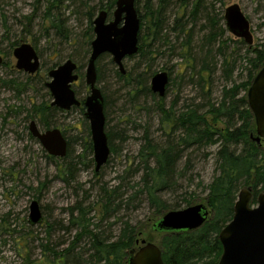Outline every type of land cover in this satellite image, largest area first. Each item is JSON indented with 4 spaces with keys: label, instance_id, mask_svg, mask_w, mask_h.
<instances>
[{
    "label": "rangeland",
    "instance_id": "374dc122",
    "mask_svg": "<svg viewBox=\"0 0 264 264\" xmlns=\"http://www.w3.org/2000/svg\"><path fill=\"white\" fill-rule=\"evenodd\" d=\"M105 1L63 0L60 15L69 32V38L64 41L55 35V30L44 17L47 0H0V56L3 59L0 66V264H24L25 258L41 264L44 260L41 245L50 243L56 251L65 248L76 234L75 229L64 230L69 223V209L85 197V206L96 209L99 204L97 182L114 186L117 179L125 175L124 171L136 168L139 152L147 140L153 143L165 140L160 125L161 115L154 106L160 98L154 95V99L151 94H146L139 97L136 106H131L122 81L114 75L116 67L110 64L108 55H103L98 63L101 80L97 87L104 90L107 97V121L113 153L98 175H94V164L89 166L90 157L83 152L84 141L90 140V135L84 111L79 108L53 114L51 119V128L61 130L70 142L68 157L47 158L49 155L40 143L27 136L25 128L29 121L25 122V118L30 115L29 119L37 124L41 118L33 115V107H50L52 102L45 86L50 81L47 76L50 70L68 59L82 66L72 89L80 102L88 95L84 83L88 56L85 52L87 44L94 38L93 32L89 31L88 11H95L94 19L98 14L96 8ZM146 1L139 0L137 9L141 16L146 15L144 18L148 22ZM150 1L153 10L161 8L162 26L160 39L153 43L154 48L151 49L152 59L140 64L138 58H127L123 66L125 72H131L132 78L140 72H148L150 77L161 71L168 73L170 81L162 99L165 109L172 108L175 116L203 101L198 78L194 74L204 56L208 55V68L213 69L210 85L206 88L209 102L218 104L223 87L246 80L250 69L246 58L254 56L246 54L247 44L241 45L239 42L242 40L226 30L223 14L227 7L238 5L249 20L253 38L249 50L264 51V0H203L194 15L192 2L185 7L179 4V0H165L160 5L159 0ZM110 19L111 16L108 17ZM174 27L176 31L172 30ZM222 29L224 32L220 37L209 42L210 32H221ZM187 35L189 43L185 44ZM219 42L226 43V55L233 50L236 58L229 82L225 81L221 71L223 57L217 52ZM21 43L30 44L38 55L39 69L34 75L15 68L12 52ZM150 77L147 79L148 87ZM39 128L43 130V127ZM174 135L180 136L181 131ZM260 144L264 148V141ZM218 146L186 149L178 163L179 170L185 168L183 174L174 179L175 185L161 190L159 197L169 206L180 205L178 210L186 208L184 200L192 197V205L203 204L209 210L204 200L207 194L205 187L215 174ZM187 160L189 163L185 166ZM140 176V172L136 174L130 185L137 183ZM33 200L39 203L43 215L42 223L36 226L28 223L29 205ZM119 217L131 225L140 226L138 242L158 244L163 233L151 230L156 217L145 202L136 209L122 211ZM24 248L27 255L22 251Z\"/></svg>",
    "mask_w": 264,
    "mask_h": 264
},
{
    "label": "trees",
    "instance_id": "16d2710c",
    "mask_svg": "<svg viewBox=\"0 0 264 264\" xmlns=\"http://www.w3.org/2000/svg\"><path fill=\"white\" fill-rule=\"evenodd\" d=\"M115 1L106 0L105 4L100 2L96 11L97 9L98 12L106 11L110 17L115 8ZM164 1L159 0V5ZM138 2L139 0H135V8L140 18L138 52L128 59L138 58L141 64L148 63L152 59L151 49L154 48L153 43L160 39L162 26L160 22L161 8L153 10L151 1L147 0L145 2L146 13L149 17L147 22L144 18L146 15L141 16L138 12ZM189 2L193 3L192 13L194 15L203 0H179V4L185 7ZM62 3L63 0H47L44 17L48 20L51 29L55 30V35L66 41L69 38V32L60 15ZM89 11V31L93 32L92 21L95 11L94 13L93 10ZM210 22L214 23L212 19ZM176 27L172 30L176 31ZM179 30L183 31L182 28ZM222 32H224L223 29L221 32H210L209 42L219 38ZM186 39L184 43L188 44V35ZM239 43L243 45L244 42ZM87 45L88 49L85 53L89 56L90 43ZM248 48L251 47L248 46ZM249 49L246 48V54L252 53L254 58H246L247 64L250 65L246 80L240 84L223 87L222 98L218 104H213L208 99L209 92L206 88L210 85V76L213 74V69L208 68L207 65L208 55L204 56L200 68L194 74L198 78V87L203 99L201 103L191 105L175 116L172 108L165 109L163 99L156 101L154 106L161 115L160 125L165 140L153 143L146 139V143L139 152V163L136 168L124 171L125 175L118 178V183L114 186L110 187L106 183L98 181L96 186L98 187L99 204L96 209L90 205L85 206L86 197L77 201L69 209V223L64 229L66 231L75 229L74 238L61 251H56L50 243L41 245L44 257L41 264H126L128 252L136 246L140 226L124 221L119 217V213L124 210L128 211L129 208L136 209L145 202L153 211V216L156 217V221L151 224V230L156 232L153 229L155 223L168 211H176L180 208V205L169 206L159 197L158 193L175 185L174 181L176 180L174 179L183 174L185 168L183 170L178 168L182 154L191 147L201 149L215 144L219 145L215 155V174L211 183L205 187L207 194L204 200L209 206L207 220L194 231L163 233L157 246L161 249L164 264L218 263L222 252L218 234L232 218L233 206L240 188L249 187L251 189L250 204L252 206L256 205L257 195L264 194V148L252 139L255 136L254 118L246 100V93L251 81L264 66V51ZM227 50L226 43L219 42L217 52L223 57L221 71L225 81L229 82L232 78L236 58L232 54L233 50L230 55H226ZM101 57L96 62L97 84L101 80L100 67L98 66ZM190 67L195 72L194 67ZM81 69L82 66L77 65L76 73ZM114 75L118 81H122L123 87L126 89L125 95L130 99L131 106H136L139 97L146 94H151L150 96L155 99L154 94L147 86V79L150 77L148 72H140L132 78L131 72L121 75L115 68ZM100 91L104 99L105 132L111 156L113 148L107 121V97L104 90L100 89ZM79 109L84 111L82 106ZM33 112V115L41 117L39 123L45 130L51 129L53 114L64 113L55 107L46 108L42 105L34 106ZM177 131H181L180 136L174 135ZM67 143L68 150L64 158L69 155V140ZM83 152L90 157L87 162L89 166L93 165L90 140L84 141ZM47 158L54 159L50 156ZM188 163L189 160L185 161V166ZM139 172L141 176L138 182L130 185L131 180ZM94 175L98 174L94 173ZM192 201V197L189 200H184V207L191 206ZM94 210H96L95 214L89 216ZM48 228L51 229V225ZM115 229L116 234L114 233ZM81 243L82 245H80ZM22 251L27 255L25 248ZM25 260L24 264H35L28 261V258Z\"/></svg>",
    "mask_w": 264,
    "mask_h": 264
},
{
    "label": "water",
    "instance_id": "95a60500",
    "mask_svg": "<svg viewBox=\"0 0 264 264\" xmlns=\"http://www.w3.org/2000/svg\"><path fill=\"white\" fill-rule=\"evenodd\" d=\"M223 20L226 30L232 36L241 39L249 47L252 46L249 20L238 5L227 7ZM92 26L94 38L90 42L84 73V83L88 89L85 99L80 102L72 89L79 76L76 73L77 65L70 59L48 72L50 81L45 86L52 98L51 107L62 111L83 107L92 145L94 173L98 174L109 160L110 149L105 132L104 99L97 87L96 62L101 56L108 55L118 72L126 74L124 59L138 52L140 18L135 0H116L111 19L108 20L106 11H100L93 19ZM13 57L17 70L30 75L38 71L39 58L30 44L21 43L13 50ZM169 81L168 73L164 71L154 74L150 78L151 93L162 99ZM246 100L254 118L253 141L260 144L261 140L264 141V66L251 81ZM30 132L50 157L63 159L67 155L68 143L58 128L40 132L35 121H32ZM251 197L249 187L238 192L232 218L218 234L222 252L217 264H264V194L257 195L255 206L250 204ZM208 214V209L203 204L168 211L155 223L153 229L158 233L194 231L205 223ZM42 221L39 203L33 200L29 205L28 223L36 226ZM136 244L137 248L128 252L127 264H164L161 249L156 244L145 241H137Z\"/></svg>",
    "mask_w": 264,
    "mask_h": 264
},
{
    "label": "flooded vegetation",
    "instance_id": "af4514ba",
    "mask_svg": "<svg viewBox=\"0 0 264 264\" xmlns=\"http://www.w3.org/2000/svg\"><path fill=\"white\" fill-rule=\"evenodd\" d=\"M18 47V46H17ZM15 49V48H14ZM12 55H13V52H12ZM0 60H1V62H0V66L2 65V63H3V59H2V57L0 56ZM23 72V71H22ZM25 73V72H24ZM27 74V73H26ZM28 75H30V74H28ZM47 108V107H46ZM73 109V108H72ZM62 111V110H61ZM63 112H67V111H63ZM32 116H27V118H25V122L28 120L29 122H28V124H27V128H25V130H26V132H27V136L29 137V138H34L33 136H32V133L30 132V122H32L33 120H30L29 118H31ZM41 119V118H40ZM40 121V120H39ZM36 123V122H35ZM36 126H37V129L40 131V132H44V131H46L44 128H43V130L42 129H40L39 128V126H41V127H43V125H41V123H39V124H37L36 123ZM35 139V138H34ZM261 141H263V140H261ZM261 141H260V143H261ZM207 220V219H206ZM172 233H176V232H172ZM136 243H137V241H136ZM137 248V244H136V246H135V248H133V249H136ZM129 256V255H128ZM127 264V263H126Z\"/></svg>",
    "mask_w": 264,
    "mask_h": 264
}]
</instances>
